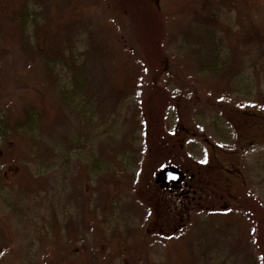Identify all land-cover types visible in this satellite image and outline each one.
I'll return each instance as SVG.
<instances>
[{"label": "rangeland", "instance_id": "374dc122", "mask_svg": "<svg viewBox=\"0 0 264 264\" xmlns=\"http://www.w3.org/2000/svg\"><path fill=\"white\" fill-rule=\"evenodd\" d=\"M69 1L37 0L36 7L60 17ZM150 1L158 7L155 15L154 7L147 9L142 0L127 1L128 13L123 12L120 0H89L94 8L88 22L92 29L107 40L125 44L142 62L147 58L155 62L156 56L135 18L153 16L159 27L158 47L171 62L160 71L148 64L137 93L121 110L119 130L110 132L107 123L98 127L90 145L93 157L87 160L83 156L88 153H73L68 169L45 172V183L37 186V201L25 202L22 207L27 213L38 212V217L39 208L27 210L28 205L51 201L58 213H72L80 223L85 215L94 213L100 225L86 228V238L80 237L78 247L73 246L76 253L78 248L89 252L88 264H239L234 259L244 260L247 255L258 257L264 264V142L248 144L254 117L242 112L255 111L256 103H264V64L255 60L258 53L245 56L236 47L233 54L238 55L237 65L239 69L248 67L251 83L257 88L255 98L261 93V100L242 99L223 90L218 77L199 72L194 59L173 51L174 38L189 32L195 23L193 10L197 2ZM223 5L234 24H230L231 42L235 43L239 25L251 26L259 33L256 52L264 50V0H225ZM31 61L12 42H0V108L8 113L19 111L25 84L39 91L42 99L55 102L41 66ZM149 117L154 118L157 129H167L168 150L156 146L155 135L148 138L145 118ZM217 123H221V129ZM163 131L159 133L163 135ZM170 151L185 152L190 167L202 172L205 181L213 179L214 173L216 185L192 189L191 170L182 171L164 163L172 158ZM93 160L100 161V171L90 169ZM159 163L164 164L159 167ZM169 169L180 172L178 182H165V171ZM5 175L12 186L0 189V264H18L29 253L31 240L27 234L32 224L28 215L19 216L13 190H18L20 181L31 174L19 160ZM197 178L194 176V180ZM54 181L60 182L57 192L50 188ZM47 188L49 192L44 190ZM214 188L219 190L218 195L209 196ZM109 206H114L120 217L107 226L103 216ZM49 210L48 206L44 212ZM206 222L223 226L229 234L220 253L212 250L207 260L201 261L199 235ZM34 224L38 230L43 228L40 219ZM60 237H33L38 264H72L66 252L69 238L64 232Z\"/></svg>", "mask_w": 264, "mask_h": 264}, {"label": "trees", "instance_id": "16d2710c", "mask_svg": "<svg viewBox=\"0 0 264 264\" xmlns=\"http://www.w3.org/2000/svg\"><path fill=\"white\" fill-rule=\"evenodd\" d=\"M127 1L129 0H120V4L123 12L128 13L130 9ZM142 1L147 9L152 10L154 7L153 14L157 11V5L152 4L154 2ZM190 1L197 2L193 10L195 23L189 32L178 34L174 38L173 51L194 59L199 72L218 77L223 90H229L246 100L257 97V88L252 85L247 73L248 67L240 66L239 69L238 55L233 54V50L237 47L245 56L248 54L254 56L258 53L255 60L264 64V50L256 52L257 44L260 43L258 31L251 26L246 28L239 25L236 32L238 36L235 43H232L229 33L233 32L231 28L234 24L230 19V13L223 5L225 0ZM36 5L37 0H0V42H12L21 48L27 59L30 58L31 62L41 66L48 85L53 90L55 102L52 104L42 99L39 91L30 84H25L21 90L20 108L17 113L11 114L0 108V189L5 190L9 188L8 185L12 186L7 181L5 173L20 160L31 175L20 181L18 190H13L17 198L15 205L16 210L20 211L19 216H29L32 226L27 234L31 240L29 253L27 258H23L18 264H38L35 260L37 256L34 252L36 248L33 237L38 235L45 238L51 235L60 239L62 232L69 238L66 252L68 251L72 264H88L89 252L78 248L79 251L76 253L73 246L78 247L82 240L80 237L86 238V228L93 225L98 228L100 225L98 218L93 216L94 213H88L86 216L84 212L85 216L80 223L72 213L65 210L61 214L58 213L51 201L28 205L27 210L31 207L39 208L41 213L38 217H35L38 212L27 213L22 204L37 201L40 195L37 186L45 183L42 176L51 169H68L74 157L73 153L85 152L88 155L83 157L91 159L94 152L91 151L90 145L98 131L96 129L107 123L110 132L116 133L119 130L121 123L117 121L121 110L126 108L130 99L137 93L141 75L150 67L148 64L152 65V70L160 71L159 68L165 69L166 64L171 61H167L162 49L158 47L161 41L158 40L156 29L159 27L153 16L135 18L136 24L146 32L147 41L151 43L152 52L156 56L155 62L149 58L142 62L125 44H119L115 39L107 40L105 36L98 35L94 28L92 29L88 22L94 8L89 0H70L60 17L50 11L44 12V9L37 8ZM155 21L158 23L156 16ZM251 68L255 70V66L252 65ZM255 99L260 101L261 93ZM256 107L255 111L238 109L240 113L242 111L254 117L253 129L250 128L251 135L247 141L249 145H254L259 140L264 142V103H256ZM134 117L136 113L132 114L133 119ZM149 118H145L148 138L149 135L150 137L155 135L156 146L160 145L165 151L168 150L170 137L167 129L165 131L157 129L154 118ZM130 119L126 117L129 122ZM219 124L221 125V123L215 125L220 128ZM160 131H163V135L159 133ZM48 132L49 134H46ZM8 144H11L10 148L4 146ZM179 153L181 156H178ZM18 154H21L20 159H17ZM170 155L172 158L164 163L167 162L166 164L182 171L191 170L192 189H207V186L216 185L215 174L212 175L213 179L205 181L201 177L202 172L190 167L185 152L170 151ZM93 161V167L89 165L90 169L94 172L100 171V161ZM164 163L157 165L160 167ZM194 176H198L197 180H194ZM63 180L65 181V178ZM58 186L60 182L54 181L50 188L57 192ZM50 188L44 190L49 192ZM182 192L183 190L180 191ZM218 193L219 190L214 188L209 196H217ZM48 206L50 210L44 212L48 210ZM110 209L109 206L106 209L108 212L103 216V222H106L107 226L118 221L120 217L114 206ZM37 219H40L43 226L39 230L34 224ZM228 234V230L223 226L206 222L199 235L202 239L198 249L200 260H207L212 250L219 252ZM234 261L239 264H261L259 258L254 255H247L244 260L241 257L238 260L236 258Z\"/></svg>", "mask_w": 264, "mask_h": 264}, {"label": "water", "instance_id": "95a60500", "mask_svg": "<svg viewBox=\"0 0 264 264\" xmlns=\"http://www.w3.org/2000/svg\"><path fill=\"white\" fill-rule=\"evenodd\" d=\"M165 175L167 176V181H177L180 178V172L175 169L166 170Z\"/></svg>", "mask_w": 264, "mask_h": 264}, {"label": "flooded vegetation", "instance_id": "af4514ba", "mask_svg": "<svg viewBox=\"0 0 264 264\" xmlns=\"http://www.w3.org/2000/svg\"><path fill=\"white\" fill-rule=\"evenodd\" d=\"M167 176L165 175V182L167 183V184H171V183H176V182H178L180 179H181V174H180V178L177 180V181H173V180H171V181H167Z\"/></svg>", "mask_w": 264, "mask_h": 264}]
</instances>
